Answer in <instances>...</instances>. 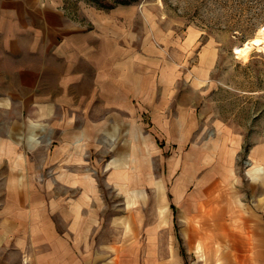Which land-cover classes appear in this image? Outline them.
Wrapping results in <instances>:
<instances>
[{"label":"rangeland","instance_id":"1","mask_svg":"<svg viewBox=\"0 0 264 264\" xmlns=\"http://www.w3.org/2000/svg\"><path fill=\"white\" fill-rule=\"evenodd\" d=\"M58 1L82 29L114 26L146 110L104 118L107 130L93 139L95 122L83 120L90 106L37 103L49 87L31 89L33 58L0 51V191L12 177L92 195L81 205L103 212L95 239L113 244L109 254L130 241L167 264H264V171L248 173L264 170V52L233 51L259 33L264 0ZM38 74L50 80L49 68ZM123 150L127 186L108 179ZM179 190L194 201L179 200Z\"/></svg>","mask_w":264,"mask_h":264},{"label":"crops","instance_id":"2","mask_svg":"<svg viewBox=\"0 0 264 264\" xmlns=\"http://www.w3.org/2000/svg\"><path fill=\"white\" fill-rule=\"evenodd\" d=\"M61 7L58 0L44 5L41 0H0V51L13 58L22 57L25 51L33 58L31 70L26 69L34 79L31 89L49 87L37 103L71 106L77 113L82 106H90L83 120L95 122L94 139L101 129L107 130L100 124L104 118L118 121L128 111L138 118L146 110L144 89L139 75L124 68L130 46L119 41L114 26L104 23L94 30L82 29ZM46 68L49 81L35 77ZM127 156L123 150L112 158L110 165L116 171L108 177L111 184L130 185L129 173L123 171ZM37 185L43 186L31 178L5 179L0 191V264H23L25 258L28 264H167L161 257L147 260L139 242L123 241L115 245V254H109L113 244L99 246L95 239L103 212L83 210L81 205L93 203L92 195H56ZM175 193L182 202L195 199L184 195V190ZM241 261L262 264L255 257Z\"/></svg>","mask_w":264,"mask_h":264},{"label":"bare ground","instance_id":"3","mask_svg":"<svg viewBox=\"0 0 264 264\" xmlns=\"http://www.w3.org/2000/svg\"><path fill=\"white\" fill-rule=\"evenodd\" d=\"M251 49H256L264 52V24L261 26L259 33L246 42L234 46L233 51L236 57L246 56ZM260 171H264L261 166H252L248 171L252 179H256Z\"/></svg>","mask_w":264,"mask_h":264}]
</instances>
